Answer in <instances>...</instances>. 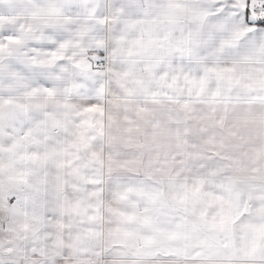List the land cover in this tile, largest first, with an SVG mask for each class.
Segmentation results:
<instances>
[{
    "label": "snow or ice",
    "instance_id": "obj_1",
    "mask_svg": "<svg viewBox=\"0 0 264 264\" xmlns=\"http://www.w3.org/2000/svg\"><path fill=\"white\" fill-rule=\"evenodd\" d=\"M0 264H264V0H0Z\"/></svg>",
    "mask_w": 264,
    "mask_h": 264
}]
</instances>
